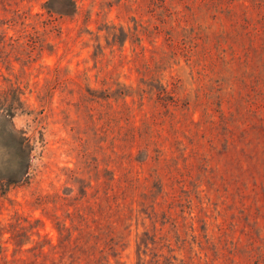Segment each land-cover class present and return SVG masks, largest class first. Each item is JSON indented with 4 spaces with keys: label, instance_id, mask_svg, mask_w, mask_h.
<instances>
[{
    "label": "rangeland",
    "instance_id": "1",
    "mask_svg": "<svg viewBox=\"0 0 264 264\" xmlns=\"http://www.w3.org/2000/svg\"><path fill=\"white\" fill-rule=\"evenodd\" d=\"M0 264H264V0H0Z\"/></svg>",
    "mask_w": 264,
    "mask_h": 264
},
{
    "label": "trees",
    "instance_id": "2",
    "mask_svg": "<svg viewBox=\"0 0 264 264\" xmlns=\"http://www.w3.org/2000/svg\"><path fill=\"white\" fill-rule=\"evenodd\" d=\"M69 1V3H72V0H68Z\"/></svg>",
    "mask_w": 264,
    "mask_h": 264
}]
</instances>
